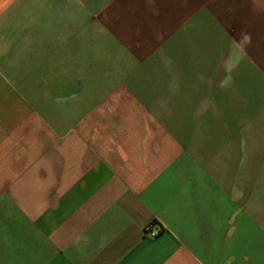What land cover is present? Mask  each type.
<instances>
[{
  "label": "crops",
  "instance_id": "crops-1",
  "mask_svg": "<svg viewBox=\"0 0 264 264\" xmlns=\"http://www.w3.org/2000/svg\"><path fill=\"white\" fill-rule=\"evenodd\" d=\"M0 264H264V0H0Z\"/></svg>",
  "mask_w": 264,
  "mask_h": 264
},
{
  "label": "built area",
  "instance_id": "built-area-1",
  "mask_svg": "<svg viewBox=\"0 0 264 264\" xmlns=\"http://www.w3.org/2000/svg\"><path fill=\"white\" fill-rule=\"evenodd\" d=\"M160 230H162V227L159 223H151L150 225H147L145 227V234L146 236H149L151 238H155L159 235Z\"/></svg>",
  "mask_w": 264,
  "mask_h": 264
}]
</instances>
